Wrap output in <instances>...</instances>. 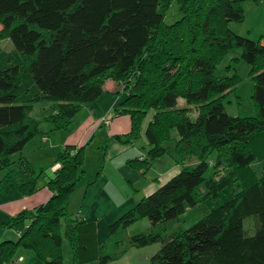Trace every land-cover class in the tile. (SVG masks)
Wrapping results in <instances>:
<instances>
[{
    "label": "trees",
    "instance_id": "obj_1",
    "mask_svg": "<svg viewBox=\"0 0 264 264\" xmlns=\"http://www.w3.org/2000/svg\"><path fill=\"white\" fill-rule=\"evenodd\" d=\"M260 1L0 0V197H28L41 188L45 170L36 173L13 156L34 137L44 140L43 123L70 134L75 118L113 81L123 99L110 112L130 121L129 131L113 139L134 144L145 126V146L125 164L144 178L173 140L180 170L163 184L153 180L158 187L108 225V235L145 219L153 228L165 225L228 192L191 227L168 235L133 231L130 244L160 245L149 264H264V160L254 151L257 144L264 156V39L232 30ZM173 4L179 18L167 24ZM234 50L239 56L224 61ZM241 61L253 84L251 117L230 116L223 104L241 82L235 68ZM106 146L85 192L101 174ZM82 163L83 147H60L44 181L50 198L0 222L18 237L0 243V264H12L19 249L42 264H65L64 241L70 264L112 260L97 242L96 224L68 211L86 177Z\"/></svg>",
    "mask_w": 264,
    "mask_h": 264
},
{
    "label": "rangeland",
    "instance_id": "obj_2",
    "mask_svg": "<svg viewBox=\"0 0 264 264\" xmlns=\"http://www.w3.org/2000/svg\"><path fill=\"white\" fill-rule=\"evenodd\" d=\"M264 5V2L260 1L257 5V7ZM172 8L168 11L167 16L165 17L164 21L167 24L172 23L174 20L179 18V15H177L175 5L173 4L171 6ZM259 7L256 8V10L247 11L245 14V19L243 23L241 24H233L232 30L235 34L248 38L250 40H257L259 37L263 36L264 39V10ZM264 7V6H263ZM231 29V28H230ZM240 51L234 50L229 52L224 61L229 60L233 57H238ZM236 71L240 78V84L237 87V90L235 93H230L227 98L224 100V108L228 115L236 117H251L254 115V108L253 103L251 101V94L253 90V84L248 78V72H249V66L245 64L244 62H239L236 65ZM105 95V94H104ZM119 95H111L112 98H118ZM237 97L239 100H237ZM122 98V97H121ZM102 107L106 108L108 106L107 100H104L102 102ZM181 103V102H180ZM100 105V104H99ZM118 106V105H117ZM116 106V107H117ZM102 107H97V112H101ZM92 108V106H90ZM35 112L37 113L38 110L36 109ZM110 113L109 115H107ZM105 116L100 118V123L102 125H110L111 120L116 115L115 113L108 112ZM147 122V121H146ZM146 124V123H145ZM48 124H41L40 125V131H44V127ZM145 131V126L142 129V138L136 142H134V151L138 152L142 149V147L145 146V140L143 138V134ZM49 133L47 134V136ZM171 137L173 139H177V132L173 130L171 132ZM53 141L52 136H50V142ZM174 141L172 140L169 144L165 145L167 153L159 160L152 163L149 170L146 172V175L144 176L145 180L143 179V184L141 183L140 188L141 191L137 193V196H147L151 194L158 185H154L155 182L153 181L155 178H157L161 184L165 183L167 180H169L173 175L176 173H173L176 168L173 161V148H174ZM45 143L41 142V136L34 137L28 146L25 148V150L21 153H16L12 160H15L16 162L20 161L22 158L27 161L29 164V168L33 169L34 172H38L39 167L37 164L39 162L45 161V165H41V167L45 170V172L41 175L40 180L48 181L49 177H51L53 174L50 173V168L47 167L48 164L55 158L56 153L54 155L52 153H49L46 155V150H39L41 147L45 149ZM101 146V145H100ZM98 152L97 155L95 152ZM255 153L257 155V158L259 161L264 160V156L262 155L263 148L258 147L256 144ZM145 153V150H143ZM101 148L94 146V144L88 149L85 150L83 153V163L81 166V169L85 172V176L83 179L86 180L90 176V180H93L95 177V172L97 171L101 159ZM93 156V158L91 157ZM54 156V157H53ZM193 164V162H192ZM189 166V168H192L193 165ZM104 167V164H103ZM15 168H20L19 165L16 163ZM107 173V172H106ZM209 172L206 173V177L208 176ZM1 177V174H0ZM146 181V182H145ZM146 183V184H145ZM39 186H44V184H39ZM99 185L100 181H96L87 191L84 193V187L82 190L79 191L80 185L74 192V194L71 196V203L68 206V211L72 215H76L77 211L83 207L84 212L86 209H90L91 214H98L99 211L103 212V209H106L108 207V202L105 201L103 203V195L99 192ZM39 189V187H38ZM198 192L200 194H203L205 192L204 185H201L198 188ZM13 195H15L13 193ZM76 195V196H75ZM230 194L227 192L225 195H221L220 198H218L216 201H206L202 203L201 205L194 207V208H188L186 211L180 215L177 219L161 226H157L156 228L151 227L150 223L145 219L143 222L139 223V228L141 230H146L147 232H154V233H160L162 230H166V234H171L175 231H178L180 229H187L191 227L193 224H195L198 220H200L205 214H207L211 209L215 208L216 206H219L222 204L227 198H229ZM19 198V196H12V194H8L5 197H0V222H6L12 215L9 210H7V207H12L9 203H11L12 200H16ZM141 198V197H140ZM139 198V199H140ZM73 199V200H72ZM139 201V200H138ZM137 201V202H138ZM125 202L127 204V208H132L137 202H133L132 196L127 197L125 199ZM103 205L101 206V204ZM83 204V206H82ZM111 208V207H110ZM128 211V210H127ZM108 212V211H106ZM110 218V217H109ZM106 220L105 217L100 222L99 225V241L104 242L103 244H106L104 249L106 254L115 255L116 253H122L125 252V250L129 247V237L128 232L123 231V229L118 233V236L116 235L109 236L107 233V226L104 225V221ZM114 222V221H113ZM150 228V229H149ZM16 233L13 230L10 229H0V243L4 240H8L9 238L15 240L16 239ZM112 237V238H111ZM116 240H118V246H115ZM16 241V240H15ZM62 246V257L64 260L69 257L71 259V251L68 245L67 241L63 242ZM117 247V248H114ZM160 248L159 244H152L147 245L144 247L143 251H147L149 255L155 254ZM23 255L25 258L27 256V251L24 249H19L15 256L17 255ZM17 255V256H18ZM16 256V257H17ZM96 264V263H92ZM149 264V263H148Z\"/></svg>",
    "mask_w": 264,
    "mask_h": 264
},
{
    "label": "crops",
    "instance_id": "obj_3",
    "mask_svg": "<svg viewBox=\"0 0 264 264\" xmlns=\"http://www.w3.org/2000/svg\"><path fill=\"white\" fill-rule=\"evenodd\" d=\"M263 6L264 5H262V7H259L264 10ZM259 7L253 5L249 7L248 11L256 10V8ZM262 41L264 42V40ZM120 90L121 88L115 82L107 81L104 85L105 95L103 94L96 101L84 107L83 112L75 118L71 128L72 131L68 135L56 131H50V126H45L44 131H49V135H46L44 140L41 138V142L45 143V149H43L42 147L41 149H39L46 150V155L49 153H52L54 155V153H57L61 146L74 147V149L83 147L84 153V151L88 150L93 144L97 149L98 147L101 148L105 142L107 143L103 163L104 167H102L101 174L98 176L96 181H100L99 192L101 195H103V203L105 201L109 203L108 207H106V209H103V212L99 211L98 214H91L90 209H86V211L84 212V209H82L84 206L82 204L83 207H81L76 213V215L80 219L96 224L97 242L100 246L103 247H105L106 244H103L104 242L99 241V225L101 220L103 219V217H105L106 220L103 223L108 227V225H110L113 221H115L127 210H129L131 207L127 208L128 206L125 202V199L132 196L134 203L140 200L143 196H137V193L141 191L140 185L143 182V179L145 180V178L141 177L137 171L129 168L125 164L126 160L137 158L140 154L134 151V144L128 143L124 145L113 139L115 136L125 134L129 131L130 121L128 116L120 114L115 115L111 120L110 125L107 127L101 126L99 124L101 117L105 116L111 110L113 111V109H115L116 106L120 105V103L122 102L123 96L120 94ZM118 92L119 94H114ZM111 95L119 96L118 98H112ZM104 100H107L108 102V106L106 108L102 107V102ZM90 106H92V108H90ZM97 107H102L100 110L101 112H97ZM50 136H52L53 138L52 142H50ZM29 143L30 141L26 144L23 151ZM97 153L98 152L96 151L95 154L97 155ZM91 157L93 158L92 155ZM44 162L45 161L41 160V162H39L37 165H45ZM56 167L57 165L53 166L50 169L51 174L54 172ZM175 168L176 170L173 173H176L180 170L178 166H175ZM89 180L90 176L86 180H83L81 182L79 191L82 190L83 187L85 189V184L89 182ZM154 180L160 183L157 178H155ZM157 182H155L154 185H158ZM40 183L44 184V180H40ZM84 193H86L85 190ZM12 196L17 197L18 195L12 194ZM50 196L51 192L48 190V188L46 186H41V188L31 196H19V198H17L16 200H12L11 203H9L12 207H7V210H9L11 215L14 216L22 210H32L39 205L44 204L50 198ZM71 202L72 201L70 199V204H72ZM103 203L101 204V206L103 205ZM143 221L144 220L140 222ZM140 222L135 223L127 227L126 229H123V231L128 232V237H130V233L133 231L145 232L146 230H141L139 228ZM120 231L121 230H119L115 234L116 237L118 236V233ZM15 235V240H17V234ZM15 240L9 238L8 240L4 241ZM118 242L119 241L116 240L115 246H118ZM63 244L64 243H62V246ZM143 249L144 248H135L130 244L125 252L116 253L113 256L109 254L112 257V260L107 264H148L151 255H149L147 251L144 252ZM16 256H14V259H17L19 257L23 259L20 264H42L33 256L31 252H27L26 258L23 255H18L17 257ZM63 262L65 264H70L71 259H69L68 257L66 258V260L63 259Z\"/></svg>",
    "mask_w": 264,
    "mask_h": 264
},
{
    "label": "built area",
    "instance_id": "obj_4",
    "mask_svg": "<svg viewBox=\"0 0 264 264\" xmlns=\"http://www.w3.org/2000/svg\"><path fill=\"white\" fill-rule=\"evenodd\" d=\"M22 261H23V259L19 257L16 260H13L12 264H20Z\"/></svg>",
    "mask_w": 264,
    "mask_h": 264
}]
</instances>
